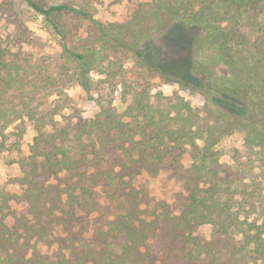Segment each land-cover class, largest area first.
I'll return each mask as SVG.
<instances>
[{"label":"trees","instance_id":"obj_1","mask_svg":"<svg viewBox=\"0 0 264 264\" xmlns=\"http://www.w3.org/2000/svg\"><path fill=\"white\" fill-rule=\"evenodd\" d=\"M23 2L62 40L85 93L91 72L115 75L94 49L67 47L73 38L67 17L88 21L96 42L112 39L113 48L132 52L137 67L198 92L204 105L194 109L178 96L153 103L142 77V83L124 86L123 98L130 97L127 115L117 116L109 102H100L99 112L73 135L57 128L48 111L28 107L25 116L36 135L29 156L21 159L22 193L0 200V264H264V0H151L134 13L141 29L135 26L126 37L120 29L108 35L87 0ZM153 22V31L172 25L161 46L142 30ZM185 37L189 43L176 54ZM20 66L15 62L8 69L0 54L3 106L2 94L20 79ZM5 113L0 110V152L17 145L6 143ZM236 130L256 157L260 180L251 169L219 162L216 146ZM184 155L192 160L187 196L179 213L171 214L133 182L144 172L157 175ZM11 202L19 210L13 211ZM103 210L110 215L105 222L90 231L83 227L77 236L56 237L59 251L50 261L44 257L39 245L50 246L52 228L67 233L72 222H82L80 212ZM205 225L209 240L197 233ZM153 243L156 255L147 250Z\"/></svg>","mask_w":264,"mask_h":264},{"label":"rangeland","instance_id":"obj_2","mask_svg":"<svg viewBox=\"0 0 264 264\" xmlns=\"http://www.w3.org/2000/svg\"><path fill=\"white\" fill-rule=\"evenodd\" d=\"M49 1L60 4L75 0ZM87 1L93 19L103 25L108 35H115V31L120 29L123 32L119 35L124 37L132 34L135 26L141 29L135 24L134 13L139 5L145 6L151 2V0ZM66 24L68 28H72L73 33V38L66 41L67 47L75 51L82 48L94 49L104 66L110 62L112 75H115L111 77L91 72L88 94L83 91L76 78L74 65L63 53L62 40L50 30L42 17L30 10L23 0H0V54L4 55L8 69L15 62L21 64L20 79L2 94L5 99L4 106L0 102L2 115L6 112L5 116L9 122L4 131L7 134L6 143L10 145L14 141L17 142L16 147L10 151L0 152V200L3 199L2 195L6 199L18 196L24 189L20 181L25 175L26 168L22 166L21 159L29 156L30 146L36 135L34 122L25 116L28 107L48 111L49 120H52L57 128L63 127L73 135L83 120L93 119L99 112L100 102H109L110 108L117 116L127 115L126 108L130 104V97L126 95L123 98L124 86L126 83L136 86L137 83L143 82L142 77L148 83L149 100L153 103L157 100L162 101L163 98L178 96L194 109H200L204 105V98L198 92L183 90L177 84H167L160 76L137 67L132 52L119 45L113 48L112 39L107 44L96 42L97 38L95 39V35L92 34L88 21L67 17ZM154 27L155 22L146 23L142 30L147 40L149 37H155V43L161 46L162 38L165 33H170L172 25L153 31ZM188 40L189 38L185 37L184 41L176 46V54L184 52ZM163 47L166 53L168 48ZM198 144L200 145L199 142ZM216 151L219 162L223 165L235 169H251L255 179L260 180L258 172L260 166L256 157L244 147L241 130H236L220 141ZM191 163V158L184 155L177 162L163 167L155 176L142 173L134 180V186L136 189L144 190L152 202H161L171 214H178L183 199L187 196L185 184L191 174L189 172ZM50 181L52 185L59 183L54 178ZM261 193L264 195V182ZM96 199L101 206L106 207L107 203L101 195L98 194ZM10 204L13 211L19 210L14 202ZM78 216L82 222L76 220L72 222L67 233L61 234L57 228L51 229L47 239L49 247L39 245L47 260L50 261L60 249L56 237L67 239L71 232L77 236L83 227L88 231L93 230L110 217L107 210L89 215L80 212ZM86 218L88 221L84 222ZM11 221L8 218L7 223L11 225ZM210 232V226L205 225L200 227L197 233L203 239L209 240ZM147 250L150 254L156 255L158 247L153 243ZM143 251L139 250V253Z\"/></svg>","mask_w":264,"mask_h":264}]
</instances>
